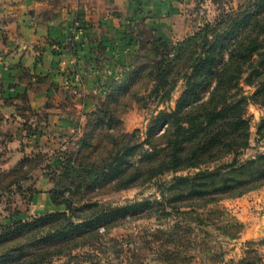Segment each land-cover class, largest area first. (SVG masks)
<instances>
[{
  "label": "trees",
  "instance_id": "obj_1",
  "mask_svg": "<svg viewBox=\"0 0 264 264\" xmlns=\"http://www.w3.org/2000/svg\"><path fill=\"white\" fill-rule=\"evenodd\" d=\"M222 5L213 20L175 43L148 33L144 20L139 21L143 29L134 36L135 61L84 114L76 126L81 132L76 147L54 159L58 163L49 174L53 186L48 193L62 210L13 219L0 239L5 234L24 236L36 228L47 232L8 250L0 260L45 264L52 254L68 256L72 249L94 244L102 237L101 227L108 232L151 207L168 215L183 206H205L264 186V152L241 158L250 144L248 105L264 108V0H244L227 9ZM140 83L150 88L147 97L155 95L158 104L168 102L182 83L174 107L152 116L142 140L139 129L124 132L120 118L133 100L143 98ZM240 83L253 91L245 93ZM256 133L264 138V117ZM30 162L32 170L38 167L39 154L25 156L0 173V190L22 187L30 178ZM167 175L171 178L162 181ZM148 183L160 191L161 200L153 204L92 201L94 195ZM26 190L31 199L35 190ZM83 260L101 264L89 255ZM238 264H264V257L250 249Z\"/></svg>",
  "mask_w": 264,
  "mask_h": 264
},
{
  "label": "crops",
  "instance_id": "obj_2",
  "mask_svg": "<svg viewBox=\"0 0 264 264\" xmlns=\"http://www.w3.org/2000/svg\"><path fill=\"white\" fill-rule=\"evenodd\" d=\"M217 1L0 0V144L10 151L8 159L36 150L40 138L60 142L83 122V111L102 96L95 86L105 91L135 61L134 36L145 16L210 12ZM148 20L144 27L162 36L165 22ZM75 23L80 33L72 30ZM230 202L245 226L239 239H264V186ZM33 203L46 209L41 212L60 208L47 192L34 195Z\"/></svg>",
  "mask_w": 264,
  "mask_h": 264
},
{
  "label": "rangeland",
  "instance_id": "obj_3",
  "mask_svg": "<svg viewBox=\"0 0 264 264\" xmlns=\"http://www.w3.org/2000/svg\"><path fill=\"white\" fill-rule=\"evenodd\" d=\"M242 1L244 0L232 4L227 0L221 3L223 5L225 3L224 6L227 9L228 5L235 7ZM217 2L220 3V0ZM217 13L212 7L210 12H175L172 16L166 17V12H163L159 20L158 18H150L149 12H146L148 16H145L144 21L149 19V24L154 26L156 22L163 20L162 22L165 23L160 26L162 36L175 43L193 34L205 21L213 20ZM72 30H76L77 33L81 32L78 23L72 26ZM150 32L151 30L148 33ZM132 64L130 63V65ZM116 78L118 77L113 79ZM240 85L247 94L253 91L252 87L243 83H240ZM100 89L101 85L94 88V91L100 92L99 94L102 95L96 105L107 90L101 92ZM149 89L148 86L140 83L138 94L143 98L137 102L133 100L128 107L125 106L126 108L120 115L121 129L129 133L139 129L141 140L144 138V132L152 116L159 110H169L174 107L175 101L182 90V83L177 85L168 102L160 104L157 103L155 95L147 97ZM125 103L127 102L123 101V104ZM90 110L83 111L82 114L84 115ZM247 117L250 121V144L241 156L243 159L264 152V138H259L256 133L259 121L264 117V108L250 103L247 108ZM79 124L77 123L75 128H72L70 133L66 134L60 142L41 141L44 138H40V136L36 150L31 148L24 154L23 157H32L38 153L41 162L33 170L32 162L27 163L29 169H31L30 178L22 181V187L10 186L0 190V234L7 229L15 218L30 220L40 214L55 211L41 212V209H46L40 207L39 204L34 205V195L48 193L52 188L53 183L49 179V174L52 172V167L58 163L54 159L61 158L64 150L76 147L74 142L81 134L76 129ZM30 128L32 131V124H30ZM28 130L25 128L23 131L27 133ZM24 146L21 144L18 148L23 149ZM8 152L10 151L6 146L0 144V173L8 170L20 160L10 161L9 156H6ZM183 174L185 173L183 172ZM170 178L171 175H167L162 178V181H168ZM27 188L35 190L31 199H29ZM239 197L226 198L217 203L199 207L195 205L183 206L179 210L171 212L167 209L170 212L168 215H164L162 211L155 212V206L151 207L147 212L142 213L144 215L129 217L121 224L112 227L108 232H104L101 227L102 237L94 244L72 249L68 256L52 254L48 259V263L45 264H89L88 260L82 261V258L88 255L101 264H238L250 249L257 252L259 256L264 257V239H247L245 241L239 239L245 226L238 219L236 209L230 202ZM155 200H161L160 191L155 183L109 191L92 197V201L111 206L131 202L153 204ZM59 210L62 209L59 208ZM46 232V229L36 228L34 232H29L24 236L5 234V237L0 239V256L12 248L27 243L28 240L31 241L33 238L44 236ZM172 237L174 238L173 242L170 240ZM74 256L76 257L74 258ZM0 264H6V261L4 259L0 260Z\"/></svg>",
  "mask_w": 264,
  "mask_h": 264
}]
</instances>
